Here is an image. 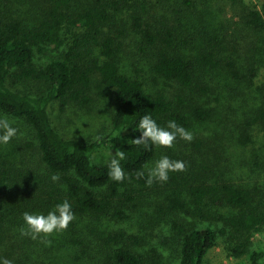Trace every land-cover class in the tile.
<instances>
[{
    "label": "trees",
    "instance_id": "obj_1",
    "mask_svg": "<svg viewBox=\"0 0 264 264\" xmlns=\"http://www.w3.org/2000/svg\"><path fill=\"white\" fill-rule=\"evenodd\" d=\"M15 1L19 2L17 9H14ZM220 1L0 0V114L24 121L31 128L35 141L24 143L40 157L37 165L40 172H31L37 178L25 189L19 186L11 165L0 156V222L5 219L6 208L14 201H18V208L26 204L53 209L65 199L71 203L75 214L68 229L77 226L79 217L108 215L120 220L129 217L128 202L137 197L134 191L148 187L144 178H136V173L145 171V165L151 166L158 153L155 145L127 143L140 136V132L133 129L142 116L151 115L162 127L175 120L187 129L194 119L205 122L214 116L215 108L207 97L215 88L200 79L199 65L217 68L224 62L235 78L247 76L235 59L222 61L214 38L206 39L207 49L200 52L198 61L177 51L183 20L190 15L204 17ZM227 1L232 5L245 2ZM201 8V13H194ZM220 9L226 11L222 6ZM187 11L192 13H184ZM211 13V16L217 15ZM117 15L125 18L123 26L119 25L115 33L106 27H111ZM244 18L248 26L264 33V1L261 8L249 6ZM131 32L138 38L142 52L158 50L153 64L157 76L175 80L184 89L193 88L201 97L186 90L175 98L162 91L151 92L143 78L123 71L120 38ZM256 74V68L252 67L250 77ZM96 76L103 89L101 94L113 101L108 131L99 132V140L87 141L61 133L52 119V110L60 107L63 110L68 105L93 108L91 87ZM12 78L38 80L39 92L22 93L12 88ZM253 120L264 124V106L257 109ZM200 144L198 141L197 146ZM101 150H110L113 154L116 150L125 151L126 159L121 161L126 173L124 182L109 179L107 163L96 160L95 155ZM169 153L173 160L177 158L173 147ZM189 155L192 156L183 155L188 166L192 164ZM54 174L59 175L58 182L51 180ZM155 184L168 190L171 210L200 222H211L188 226L178 219L173 220L172 228L181 244L179 264H208L207 254L219 237L214 221L224 223L220 230L229 234L228 249L240 259L237 264H264V239L256 243V235L264 233L263 187L237 184L224 176L214 182H193L179 172L169 173L166 183ZM225 206L235 211L232 214L216 212L217 207ZM105 241L113 250L109 258L114 264H145V255L129 243L139 244L137 235L120 229L111 231Z\"/></svg>",
    "mask_w": 264,
    "mask_h": 264
},
{
    "label": "rangeland",
    "instance_id": "obj_2",
    "mask_svg": "<svg viewBox=\"0 0 264 264\" xmlns=\"http://www.w3.org/2000/svg\"><path fill=\"white\" fill-rule=\"evenodd\" d=\"M263 1L245 0L244 3L232 5L227 0H221L216 2L213 9L201 17L202 19L190 15V18L180 24L181 42L177 51L184 53L189 59L198 61L200 52L204 48L207 49L206 39L214 38L222 61L235 59L241 72L247 75L235 78L224 62L217 68L198 66L197 74L200 79L215 88V92L207 97L215 108L214 116L205 122L194 119L192 125L187 128L193 133L194 139L186 142L178 138L173 146L177 156L174 160L183 161V155L192 154L189 155L192 164L186 165V171L179 174L193 182H214L224 176L237 184L258 185L264 188V124L253 120L257 109L264 106V33L248 26L244 18L249 6L261 8ZM18 3L14 2V9L18 8ZM220 6L226 11H222ZM21 7L24 9L22 4ZM201 10L203 9L193 12L201 13ZM211 12L218 16H211ZM124 18L125 16L117 15V20H112L111 27L106 29H113L117 33V27L123 26ZM120 40L122 70L143 78L151 92L162 91L171 98L185 90L189 94L198 95L193 88L184 89L177 81L156 75L153 70L155 52H158L156 48L142 52L138 38L133 32L122 36ZM252 67L257 71L253 78L250 77ZM97 77L91 87L93 108L68 105L63 110L61 107L52 110V119L61 133L87 141L97 138L101 131H108L113 101L111 97L101 94L103 89L100 88ZM10 85L22 93L34 94L39 92L41 83L36 79L22 81L12 78ZM190 114L193 116V113ZM8 119L19 131L9 144L0 145V156L13 168L19 186L29 189L27 184L37 178L31 172H40V166H37L40 157L35 154L33 148L26 147L24 142H34L35 138L31 128L24 121L10 117ZM198 141H201L199 147ZM170 149L158 147L157 156L151 165L162 155L172 159L169 155ZM110 153L113 152L101 150L95 155L96 160L107 163ZM23 160L26 164H23ZM134 193L137 197L128 202V218L120 220L108 215L98 218L79 217L75 228H67L66 231L41 238L51 240V244L43 243L41 239L33 240L22 236L20 228L24 225L23 212L46 215L52 208L26 204L18 208V201H14L6 208L5 219L0 222V264L4 258L11 260L12 264H114L109 258L113 250L105 238L111 231L120 229L139 237V244H132L130 241L129 243L145 255V264H179L181 244L179 235L172 228L173 220L178 219L188 226H202L211 222H200L197 218L171 210L168 190L161 184L141 187ZM134 203L136 205H132ZM234 211L229 206L216 208V212L220 213L232 214ZM223 225L222 221L213 222L219 237L217 244L207 254L208 264H237L240 261L228 249L229 234L221 232ZM263 239V232L256 235L257 244Z\"/></svg>",
    "mask_w": 264,
    "mask_h": 264
},
{
    "label": "clouds",
    "instance_id": "obj_3",
    "mask_svg": "<svg viewBox=\"0 0 264 264\" xmlns=\"http://www.w3.org/2000/svg\"><path fill=\"white\" fill-rule=\"evenodd\" d=\"M134 131H139L140 136L129 139L130 145H155L162 148H172L179 138L186 142H191L194 135L191 131L178 125L175 120L167 122L165 127L157 124L151 115H144L139 120ZM19 129L14 127L8 117L0 116V145H7L17 136ZM100 138L97 137V140ZM107 161L108 177L110 180L122 183L126 179V173L121 165V161L126 159L125 151L116 150L115 154L110 153ZM186 171V164L182 160H173L167 155H162L151 166L145 165V171H137L136 178H144L147 186L154 183H166L169 180V173ZM131 179V177H127ZM59 175L51 177L53 182H58ZM22 219L24 225L20 228V234L30 237L33 240L49 237L54 233L66 231L70 223L75 219L71 203L65 199L56 204L52 210L45 214L23 212ZM41 242L51 244V240L41 239ZM2 264H12L11 260L4 258Z\"/></svg>",
    "mask_w": 264,
    "mask_h": 264
}]
</instances>
